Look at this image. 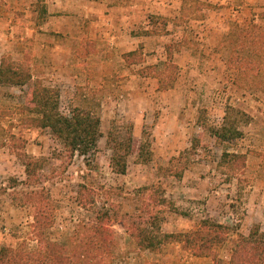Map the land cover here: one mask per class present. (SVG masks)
I'll use <instances>...</instances> for the list:
<instances>
[{"label":"rangeland","instance_id":"obj_1","mask_svg":"<svg viewBox=\"0 0 264 264\" xmlns=\"http://www.w3.org/2000/svg\"><path fill=\"white\" fill-rule=\"evenodd\" d=\"M42 5L47 7L46 0H36L29 9L36 11V19L29 13L32 21L17 30L18 42L23 43L12 46L9 53L3 52L0 59L9 56L30 63L34 79L60 89L64 113L79 105L97 110L101 137L89 164L82 156L70 157L49 129L33 123L34 114L27 109L29 85L0 84V246L38 247L32 227L34 207L24 198L30 190L45 189L55 214V223L47 232L51 240L68 242L81 222L92 220L96 210L108 208L121 218V223L111 226L114 237L109 264H218L212 256L194 254L177 241L157 252L137 245L125 216L140 212L145 201L157 194L167 200L153 207L164 232H192L204 219L225 224L228 238L216 252L219 264H227L241 235H248L255 225L264 232V65L258 82L247 87L242 74L229 64L231 49L225 41L236 26L264 23L256 15L247 25L236 18L229 30H218L209 44L200 39L206 37V28L201 26L205 22L199 21L208 18V10L220 6L186 0L189 11L181 14L177 21L181 27L176 28V37L183 33V41H174V37L165 44L166 58L160 60L159 56V63H155V56L156 50L160 55V41L149 42L147 49L141 44L131 63L128 59L126 62L141 64L131 73L147 78L135 79L132 87L125 89L117 81L130 76L120 72H110L103 80L93 78L90 72L80 75L78 70L96 50L94 46H80L75 52L76 71L66 72L63 54L68 51H64L63 36L53 41L54 32L47 30V13H41ZM156 18L151 17L153 27L142 33L163 35L169 31L168 23ZM42 50H47L45 59L37 56ZM204 51L217 53L219 60ZM192 52L197 58L190 65L197 67L196 72L182 67L179 61ZM172 63L176 71L168 72L166 68ZM153 66L165 70V84L172 87L160 89ZM228 117L235 120L242 135L219 140L211 129L222 126ZM111 130L122 136L129 130L133 134V149L124 174L114 172L110 165L112 150L107 140ZM225 150L246 154L240 169L233 172L220 165ZM24 155L39 161L35 182H28ZM183 166L181 178L170 172ZM83 185L87 187L85 195L80 194ZM84 201L87 206H83Z\"/></svg>","mask_w":264,"mask_h":264},{"label":"trees","instance_id":"obj_2","mask_svg":"<svg viewBox=\"0 0 264 264\" xmlns=\"http://www.w3.org/2000/svg\"><path fill=\"white\" fill-rule=\"evenodd\" d=\"M41 13H47L45 5L41 6ZM156 17V20H164L165 25L168 23L167 18ZM225 42L231 49L229 64L242 74L247 87H253L258 82L259 72L264 65V26L257 23H251L247 27L236 26ZM135 54H137L136 51L126 53L128 62L131 63V56ZM153 68L155 76L159 78L160 89L172 87L173 84H165L163 74L165 70L158 71L156 66ZM176 68L177 66L172 63L166 70L174 72ZM0 84L29 85L27 109L34 114L33 123L38 127L49 129L70 157L82 156L87 164L94 159L101 137V117L97 110L79 105L73 107L69 113H64L61 110L60 89L46 85L42 79H34L30 63L17 62L9 56H4L1 60ZM211 133L224 141L236 139L242 135L235 120L230 117L226 118L222 126L212 128ZM133 139L131 130L124 136L114 130L109 132L107 143L112 150L110 165L114 172L119 174L127 172ZM143 151L144 143L140 153ZM246 157V154L225 150L220 165L227 166L230 171L235 172L245 163ZM22 159L28 182H35L36 165L39 161L28 155H24ZM185 167L183 166L180 170L171 169L170 172L181 178ZM86 189L87 187L83 185L80 188V194L85 195ZM24 199L26 203L34 207L32 227L38 247L29 250L25 244L18 248L2 245L0 246V264H109L113 256L111 240L114 237V230L111 226L114 223H121V218L116 211L108 208L96 210L92 220L87 223L81 222L68 242L62 243L51 240L47 234L55 223V214L48 200L47 191L45 189L30 190L25 193ZM166 202V198L153 194L140 207V212L125 216L128 221V230L137 245L141 249L157 252L165 244L177 241L183 243L184 247L192 250L194 254L210 255L218 264L221 263L216 248L226 242L228 227L216 220L204 219L201 226L192 232H164L156 220L158 215L153 207ZM87 204V201L83 202V206ZM227 264H264V232L261 231L260 225H255L248 235L240 236Z\"/></svg>","mask_w":264,"mask_h":264},{"label":"crops","instance_id":"obj_3","mask_svg":"<svg viewBox=\"0 0 264 264\" xmlns=\"http://www.w3.org/2000/svg\"><path fill=\"white\" fill-rule=\"evenodd\" d=\"M35 1L0 0V56L3 52L9 53L12 46L23 43L18 42L17 30L31 20L29 13L33 19H36V11L29 10ZM200 1L220 6L208 10L206 15L208 18L199 21L200 23L205 22L201 26L206 28L204 31L206 37L203 35L200 39H205L209 44H212L210 41L217 36L218 30L220 33L226 32L232 27L236 18L241 25L243 23L247 25L251 16L256 15L259 18L258 21L264 23V0ZM46 5L47 15L44 20L47 30L54 32L51 36L54 37L53 41L58 36H63L64 46H66L64 51H68V54H63L66 72L76 71L74 68L78 62L75 61V52L80 46H94L96 50L86 57L84 63L86 65L82 64L78 70L80 75L83 76L84 72H90L93 78L100 79L110 72H120L123 76H130V79L117 81V84L121 83L120 86L125 89H130L135 79H146L147 77L131 73L137 72L141 64H128L124 54L136 51L141 44L147 49L149 42L160 41L161 45L157 44V49L160 48V55H158L159 50H156V56L154 55L155 63H159V56L160 60L166 58L165 44L172 41L179 33L176 30L181 27L177 22L178 19L181 14L189 11L185 8L186 0H46ZM154 15L165 16L168 19L169 31L167 33L163 35L142 33L143 30L153 27L151 17ZM183 37L185 36L182 33L181 37H176L174 41L179 39L181 42ZM49 42H52V39ZM205 51L204 53L210 58L219 60L220 55L217 56V53L215 55L213 52L206 53ZM46 52L47 50L37 52L38 58L45 59ZM11 53L14 54V52ZM177 54L181 56L180 53ZM184 56V61L179 60L182 63L181 66L191 67L192 71L196 72L197 67L194 64L190 65V61H194L197 56L193 52ZM209 62L214 63L212 59ZM155 88L156 84H154Z\"/></svg>","mask_w":264,"mask_h":264}]
</instances>
